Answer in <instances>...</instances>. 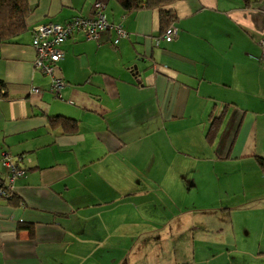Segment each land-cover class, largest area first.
<instances>
[{
    "label": "crops",
    "instance_id": "obj_1",
    "mask_svg": "<svg viewBox=\"0 0 264 264\" xmlns=\"http://www.w3.org/2000/svg\"><path fill=\"white\" fill-rule=\"evenodd\" d=\"M98 1L127 36L66 39L55 95L32 27L94 16ZM28 3L27 29L0 43V154L24 169L20 203L0 199V264H264V1L175 0L170 42H157L160 8ZM57 115L77 130L52 127Z\"/></svg>",
    "mask_w": 264,
    "mask_h": 264
},
{
    "label": "built area",
    "instance_id": "obj_2",
    "mask_svg": "<svg viewBox=\"0 0 264 264\" xmlns=\"http://www.w3.org/2000/svg\"><path fill=\"white\" fill-rule=\"evenodd\" d=\"M105 4L103 2H95L94 16L76 15L64 23L43 22L32 27L31 46L35 52L33 66L35 69L41 71L43 74L51 76V92L55 95L60 93L64 86V81L59 77L53 76L55 64L62 59L63 42L71 37L76 32H82L87 38H96L104 29H113L115 37L113 44L117 43L121 37L127 36V32L123 30L121 25L110 23L103 13ZM177 34L176 27L171 24L165 28L164 32L158 38L166 42L171 41ZM262 48V59H264V38L260 40ZM34 93H39L37 87L31 88ZM21 157L13 159L6 153H2L0 157V165L9 170L8 184L6 186L0 184V198H7L10 196V189L16 177L24 173V169L18 165Z\"/></svg>",
    "mask_w": 264,
    "mask_h": 264
},
{
    "label": "trees",
    "instance_id": "obj_3",
    "mask_svg": "<svg viewBox=\"0 0 264 264\" xmlns=\"http://www.w3.org/2000/svg\"><path fill=\"white\" fill-rule=\"evenodd\" d=\"M114 1H116L127 13L138 10L140 8H160L159 22L162 33L164 32L166 27H168L169 25H171V23H173L175 19V14L173 13L172 10L163 8L168 4L174 2L175 0H114ZM242 1L244 2L245 5H252L262 2L264 0H242ZM30 10L31 7L28 3V0H0V43L8 41L12 36L22 33L27 29L26 18L28 17ZM261 52H262V48H261ZM4 93L5 92L3 91V86L0 83V96H4ZM222 116L223 113L217 116H213L211 118V123L207 132L208 140H212L214 138L219 128V124L222 120ZM48 121L52 127H60L64 132H74L77 130L78 127V123L76 119L69 118L66 116H59V115L49 116ZM1 155L2 154H0V157ZM255 159L257 161L259 169L264 173V157L255 156ZM4 168L7 170V184H8L9 170L6 167ZM1 183L2 182L0 181V184ZM0 199H6L7 202L11 203L12 205H18L20 203L19 197L12 193H10L9 197L0 198ZM18 226L20 228L27 227L31 229L32 225L30 223L21 222L18 224Z\"/></svg>",
    "mask_w": 264,
    "mask_h": 264
},
{
    "label": "rangeland",
    "instance_id": "obj_4",
    "mask_svg": "<svg viewBox=\"0 0 264 264\" xmlns=\"http://www.w3.org/2000/svg\"><path fill=\"white\" fill-rule=\"evenodd\" d=\"M229 221H230V220L225 221L224 226H229ZM226 224H227V225H226Z\"/></svg>",
    "mask_w": 264,
    "mask_h": 264
}]
</instances>
